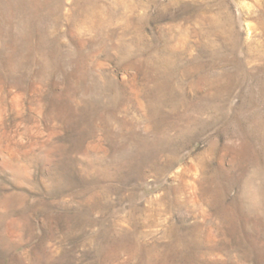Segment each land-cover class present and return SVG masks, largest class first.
I'll return each mask as SVG.
<instances>
[{
  "label": "rangeland",
  "instance_id": "374dc122",
  "mask_svg": "<svg viewBox=\"0 0 264 264\" xmlns=\"http://www.w3.org/2000/svg\"><path fill=\"white\" fill-rule=\"evenodd\" d=\"M0 264H264V0H0Z\"/></svg>",
  "mask_w": 264,
  "mask_h": 264
}]
</instances>
